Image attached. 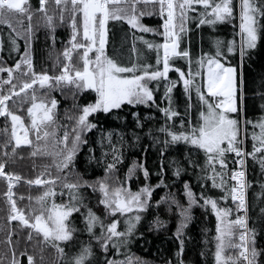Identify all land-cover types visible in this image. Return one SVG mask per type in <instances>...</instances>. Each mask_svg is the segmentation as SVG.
Here are the masks:
<instances>
[{
    "label": "snow or ice",
    "instance_id": "snow-or-ice-1",
    "mask_svg": "<svg viewBox=\"0 0 264 264\" xmlns=\"http://www.w3.org/2000/svg\"><path fill=\"white\" fill-rule=\"evenodd\" d=\"M141 2L158 7L162 21L158 29L140 23L139 17L145 15L143 11L137 12ZM50 3L58 11L50 14ZM16 15L26 16L29 21L23 33L12 26L10 18ZM34 15L43 18L53 46L57 24L66 23L70 29L51 75L47 70H34L30 51ZM237 19L238 26L233 24V28L238 27V32L234 31L232 39L212 38L210 49L201 48L200 55L193 59L191 41L185 40L188 21L195 20L197 28L209 25L215 30L218 23H232ZM110 20L126 22L132 29L163 38L162 42L153 43L138 37L147 49L155 50V66L144 61L126 64L115 50L113 55L107 54ZM0 24L11 29L7 39L12 51L19 52L18 38L24 41L23 53L13 66H4L0 60V73H6V78H0V117L6 122L3 131L8 136L0 145V155L4 157L0 161V177L7 182L3 193L6 219L9 223L17 221L16 227L26 230L27 241L33 239L32 230H35L42 235L44 244L56 250L61 264H143L139 258L133 261L128 255L129 245L142 235L137 225L151 215L154 218L149 227L163 229L170 222L160 218L161 212H165L176 219L173 235L177 250L174 259L166 258L164 264H186V230L194 219L193 209L199 208L205 219L209 214L215 218L214 264H264V246L257 244V237L264 232V118L256 122L241 119L249 103V93L252 105L259 99L264 110V73L258 81H248L243 74V66L252 51L264 44V0H38L35 8L28 0H0ZM3 45L4 40L0 38V51ZM132 50L136 51L135 46ZM178 60L185 61L187 71L185 66L177 65ZM170 72L176 73L175 79L169 78ZM14 73L22 78L19 85L14 82ZM162 81L164 90L158 97ZM34 85L38 88H33ZM178 85L182 91L174 95ZM65 88L72 94L73 105L72 109L65 110L67 122L60 124L57 99L50 97L46 103L41 97L37 102V92L42 89L48 96L53 90H61L63 94ZM29 89H32L31 104L27 108L30 125L26 126L8 102L14 97L27 99ZM21 93L25 96L21 97ZM85 93L94 96L80 102ZM193 93L197 101L195 121ZM180 96L184 97L182 101ZM181 105L183 111L179 110ZM129 106L143 107L147 112L128 113L133 120L127 133L99 126L100 114L123 119L120 113ZM247 125L253 128L250 149ZM30 133L34 139L29 138ZM126 135L131 142L125 140ZM142 137L152 141V146H158L157 169L150 171L142 161H133L122 175H117L125 159L122 148L135 147ZM21 145L30 147L31 157L53 158L51 166H43L44 172L26 181L28 185L46 186L42 195L36 197L40 207L31 210L37 212L34 216L17 206L13 188L21 176L6 170L7 161ZM170 148H175L178 155L166 156ZM82 149H85L87 164L95 163L102 168V176L88 178L87 168L82 173L77 170V157ZM143 150L146 152L147 146ZM249 160L259 168L256 188L247 176ZM52 166L57 172L54 177L49 171ZM169 171L171 183L166 182ZM45 173L48 179H41ZM153 176L156 182L150 183ZM193 180L195 185L191 183ZM58 181L60 195H68L69 200L61 204L53 201L45 207L56 196ZM130 181L138 183L135 190ZM177 183L179 195L170 190ZM213 189L218 194H210ZM85 190L98 194L96 203L103 206V218L85 203L88 199ZM73 213L79 214L83 228L77 229L70 221ZM253 213L256 219L250 225ZM108 217L111 219L105 223ZM121 217L123 228L119 229ZM257 222L261 224L260 232ZM77 231L86 232L89 241L73 245V233ZM14 234L19 243V233L8 229L5 241L8 248L0 255V264H21L20 256H26L27 264H35L33 255L17 252L12 242ZM92 241L98 252H94ZM61 242H68L66 246L70 248L75 246L76 251L65 252ZM121 254L125 257L123 260L114 258ZM43 259L41 255L40 261Z\"/></svg>",
    "mask_w": 264,
    "mask_h": 264
},
{
    "label": "trees",
    "instance_id": "trees-1",
    "mask_svg": "<svg viewBox=\"0 0 264 264\" xmlns=\"http://www.w3.org/2000/svg\"><path fill=\"white\" fill-rule=\"evenodd\" d=\"M28 3L35 8L38 5V0H28ZM58 11L55 8V5H49V13H53ZM143 11L145 15L140 16V23L144 24L147 27L158 29L162 23L161 17L158 14V7L153 6V4H144L143 2L137 5V12ZM67 16V14H66ZM11 23L13 28L17 31L23 33L24 29L27 28L29 21L26 16L16 15L12 16ZM34 31V38L31 42V54L33 58L34 70H47L51 75L54 71L53 63L56 60V57L62 53L63 47L68 41L70 29L67 24H57L55 29V43L53 46V41L50 38L49 30L45 27V22L43 18L39 15H34L31 21ZM179 21L177 20V24ZM238 19L234 20L232 23H218L215 26V30L209 25H201L199 28L196 27V21L190 20L187 22L186 27L188 29L187 35L185 37L186 41H191L190 51L193 53V59L200 55L201 48L205 51H208L211 47L210 41L212 38H219L222 41H227L233 38L234 31L238 32V27L236 29L233 28V24L238 26ZM108 42L106 44V52L108 55H113V51L118 54L119 58L124 63H140L141 61L153 64L155 66V58L156 52L155 50H149L143 44V41L139 40L138 37L143 36L145 40L152 41L153 43L162 42L163 38L158 35H153V33H143L138 29H132L126 22H116L109 21L108 23ZM11 32V29L6 24H0V38L4 40L3 50L0 51V60H2L4 66L11 67L14 65L15 61L20 59V54L23 53L24 49V41L23 39L18 38L17 43L19 44V52L12 51L10 44L8 42V36ZM14 35V33H13ZM238 40L239 37L236 36ZM133 46H135L136 51H133ZM92 54L90 53V56ZM75 56V54H74ZM62 59V57H61ZM178 66H185V61L178 60L176 61ZM237 61H233V64H236ZM79 66V65H78ZM24 66L22 65V68ZM185 71L187 68L185 66ZM240 71V69H238ZM261 73H264V44H259L258 47L252 51L249 59L246 60L243 66V74L246 80L251 81L253 79L259 80V76ZM0 78H6V73H0ZM170 79L176 78L175 72L169 73ZM198 80L201 78L198 77ZM14 82L18 85L22 82V78H19L14 73ZM163 81L161 82L160 90L157 93V96H161L163 94ZM33 88H38V85H34ZM18 90V89H17ZM179 91H182V86L178 85L177 89H174V95H176ZM28 93L27 99H17L13 98L8 102V106L11 110L16 112V114L21 115L26 126L30 125V117L27 114V108L31 104L30 96L32 93V89L26 90ZM249 103L245 108V111L242 113L241 119L251 120L253 122L258 121L261 118H264V110L260 108L261 101L259 99L255 100V105L253 106L251 103V94L249 93ZM25 94L21 93V97H24ZM37 102H40V98L42 97L47 103L50 97H55L57 99V117L60 124L66 123L65 119V110L72 109L73 105V97L71 92L65 88L63 89V94L61 90H53L49 93L48 96L44 95V91L41 89L37 92ZM94 94L85 93L84 96H81L80 102H84L86 99L91 100ZM180 101L184 99L183 96L179 97ZM193 103V119L195 121V113H196V97L193 93L192 97ZM180 111H183V107L181 105ZM73 111H75L73 109ZM130 111L140 112L142 115L146 114L147 110L143 107L132 108L129 106L124 109L120 115L124 117L123 119H117L113 115L108 114H100L99 115V126L104 130L111 129H120L125 133L128 132L129 128L132 127L133 118L128 115ZM155 110H153L154 112ZM159 116V113H156ZM234 115V114H233ZM5 120L3 117H0V145H2L3 141L8 138L5 135L3 129L5 127ZM8 125V134L10 135L11 131V122L7 121ZM124 125H128L127 128H124ZM247 129L249 132L248 139V148H251V132L253 131L252 125H247ZM255 131H259V129H255ZM60 133L58 132V135ZM30 139H34L33 134L30 133ZM89 136H93V133H89ZM98 136V133H96ZM115 141V137L113 138ZM125 140L131 142V138L129 136H125ZM147 146V151L145 152L143 149ZM158 147V146H157ZM157 147L152 146V141H150L147 137H142L140 142L135 146H127L122 148L124 153V164L120 168V171L117 175H122L126 170L127 166L130 165L133 161L137 163L143 162L145 167L149 168L150 171H155L158 165V153ZM179 147V146H177ZM10 150V149H9ZM30 147L21 145L17 148L15 156L9 159L6 163V170L13 172L14 174H19L21 176V181L14 185L13 191L16 194L17 206L19 208L24 209L26 214L35 215L37 212L31 211L32 209H39L40 205L38 204L36 197L42 195L45 190V185H28L27 179H35L36 176L40 175L44 172V165H52V157H31L30 156ZM85 149L81 150V153L77 157L76 168L79 172H84L85 168H87L88 173L90 174L88 178H95L97 176L103 175V170L100 167H97L95 163L89 165L86 162L84 156ZM99 154L98 152L96 153ZM178 152L175 148H170L169 152L166 153V156L169 158L177 156ZM3 155H0V161H3ZM167 163V161H165ZM35 164V167L33 166ZM230 166H231V157H230ZM51 175L54 177L57 175L56 169L54 166L49 168ZM259 168L258 165H253L251 160H249L248 164V179L253 181V188H256L255 179L258 177ZM137 175H140L138 172ZM171 176V172H167L166 182L171 183L168 177ZM41 179H48L47 173L40 176ZM74 179V177H69V180ZM142 181V176H141ZM150 183H155L156 178L151 177ZM131 184L132 190H135L138 187V183L129 182ZM192 184L195 185V181H191ZM7 189V182L3 177H0V255L7 250L8 245L5 243L7 238V230L13 229L14 232L19 233V243H17V237L14 234L12 237L13 246L16 247L17 252H26L27 254L33 255L35 264H61L58 260V254L54 248L44 244L42 242V235H39L32 230L33 239L31 241H27L25 238L26 230L18 229L16 226L18 224L17 221L8 222L6 219V203L5 197L3 193ZM56 196L49 199L48 204L45 207L50 206V204L54 201L57 204L65 203L69 200L68 195H60V186L59 181L56 184ZM171 191L177 192L179 195V183L172 186L170 188ZM198 191V186L196 188ZM66 191V190H65ZM88 195V199L85 200V203L93 207V211L97 213V215H101L103 218V206H99L96 203V195L91 194L90 190H85ZM210 194H218V190L213 189ZM251 194V193H249ZM163 195V192H161ZM23 196V199L20 197ZM31 197V199H29ZM183 199V197H180ZM84 209L82 208L81 211ZM252 215V220L250 221V225L255 221V214ZM193 221L189 224L188 230H186L185 236V253L184 259L186 264H214V241L213 236L214 227H215V218L214 215L209 214L207 219H205V215L202 210L199 208L193 209ZM154 217L149 215L143 218L140 223L137 225V229L139 233L142 235H138V237L133 240V242L128 247V255L133 258H139L143 264H164V260L166 258L174 259V253L177 250V241L173 235L175 231L176 219L174 215H169L165 212H161L160 218L163 220H169L170 222L163 229H155L150 228L149 223ZM70 221L75 225L77 229L83 228V224L81 223V219L78 213H73V216L69 218ZM111 217L105 218V223L110 221ZM121 223L118 226L119 229L123 228V217L120 218ZM257 231L260 232L261 224L256 223ZM205 229H210L211 231L205 232ZM74 240L73 245L77 242H88L89 236L86 232L77 231L73 233ZM191 239H188V238ZM93 243L94 252H98V249L95 248V241ZM68 242H61V246L65 247V252H75L76 247H68L66 246ZM258 246H264V232H260V235L257 237ZM201 252L204 255H201ZM43 255L44 259L41 262L40 256ZM21 260V264H27L26 256L18 257ZM109 258H113L111 255ZM117 260H123L125 257L123 254L114 257Z\"/></svg>",
    "mask_w": 264,
    "mask_h": 264
},
{
    "label": "built area",
    "instance_id": "built-area-1",
    "mask_svg": "<svg viewBox=\"0 0 264 264\" xmlns=\"http://www.w3.org/2000/svg\"><path fill=\"white\" fill-rule=\"evenodd\" d=\"M247 176H248V173H247Z\"/></svg>",
    "mask_w": 264,
    "mask_h": 264
},
{
    "label": "rangeland",
    "instance_id": "rangeland-1",
    "mask_svg": "<svg viewBox=\"0 0 264 264\" xmlns=\"http://www.w3.org/2000/svg\"><path fill=\"white\" fill-rule=\"evenodd\" d=\"M29 138H30V135H29Z\"/></svg>",
    "mask_w": 264,
    "mask_h": 264
}]
</instances>
